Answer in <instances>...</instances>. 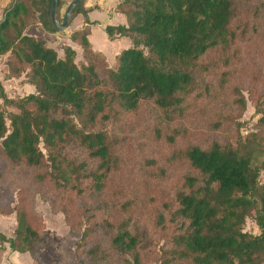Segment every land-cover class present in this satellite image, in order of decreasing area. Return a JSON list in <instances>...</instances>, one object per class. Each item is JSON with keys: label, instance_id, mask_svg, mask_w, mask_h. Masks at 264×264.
I'll use <instances>...</instances> for the list:
<instances>
[{"label": "trees", "instance_id": "1", "mask_svg": "<svg viewBox=\"0 0 264 264\" xmlns=\"http://www.w3.org/2000/svg\"><path fill=\"white\" fill-rule=\"evenodd\" d=\"M84 2L71 17L85 16L71 34L81 63L71 46L60 57L24 33L33 24L58 31L52 0H14L0 23L5 78L35 87L10 97L0 82V214L16 215L13 236L0 239L48 264L40 259L48 234L35 210L40 194L82 233L75 246L82 263L264 264V0H122L116 10L127 25L106 32L133 46L116 67L91 47ZM244 91L261 114L245 136L237 121ZM222 97L228 107L207 123L214 135L190 140L181 126L153 129L169 152L165 166L147 161L143 190L130 188L124 141L106 124L145 105L164 124L179 122ZM248 220L257 232L246 229Z\"/></svg>", "mask_w": 264, "mask_h": 264}, {"label": "rangeland", "instance_id": "2", "mask_svg": "<svg viewBox=\"0 0 264 264\" xmlns=\"http://www.w3.org/2000/svg\"><path fill=\"white\" fill-rule=\"evenodd\" d=\"M110 58L108 60L109 62H112L114 59L110 60ZM76 61L78 63L83 61L82 52L80 50L78 52ZM118 63L119 56L117 57L115 66H117ZM18 81L11 80V85H8L7 87L9 90L7 94L9 96L22 97L30 94L32 90L33 92L35 91L34 85H23L21 81ZM243 93L247 101V106L237 121L241 124V134L245 136L256 130L261 114L256 112V106L250 99L248 92L244 91ZM229 101L230 98L222 97L221 100L217 101L216 103H209L207 101L200 102L195 106V109L191 112V115L188 119H183L179 122L168 124H164L162 122L160 114L156 112L151 106L145 105L144 109L131 117H125L121 121H115L106 124L104 128L110 136H116L119 139L122 138L124 141L122 146L123 177L128 179L130 188H133L135 185H139L141 186L140 190H143L142 179L149 171V165L147 161L152 160L158 166H165V158L169 155V152L165 146H162L161 142L155 139L156 135L155 132H152L153 129L158 126H164L165 128L168 127L170 129L175 126H181L188 131L187 136L190 140L198 139L201 136L214 135L216 132L212 131L208 127L207 123L213 119L217 109H226L229 105ZM11 110L13 109L11 108ZM223 135L226 136L227 134ZM175 179V174L166 175L163 181L173 182ZM261 182L264 183V172L261 175ZM35 210L40 213L44 220V225L48 233L47 236H49L52 232L55 238H60L58 245L52 247L53 254H56L61 259H63V264H68L67 261L69 260V257H71L70 249L74 250V247L72 248L71 245L76 240L81 239L82 233L70 232L66 225L65 215L61 212H54L49 201L42 198L40 194L35 196ZM13 215H11V221L8 220L5 224V230H11V233H13L16 227ZM0 217L1 219H6L7 216L0 214ZM3 222L4 220H1V224ZM246 229L252 232L258 231L256 224L252 220H248Z\"/></svg>", "mask_w": 264, "mask_h": 264}, {"label": "crops", "instance_id": "3", "mask_svg": "<svg viewBox=\"0 0 264 264\" xmlns=\"http://www.w3.org/2000/svg\"><path fill=\"white\" fill-rule=\"evenodd\" d=\"M61 1L62 6L60 7L58 15L59 18L63 21L65 10L72 0ZM121 1L122 0H85L84 2V9L88 10V18L91 22L90 34L88 36L91 47L95 51L100 52L107 59L109 65L112 67H116L115 65L117 62V57L120 55V53L123 50L129 49L133 46V42L131 39L127 37H116L114 39H110L106 32L107 26L127 25L126 16L122 13L117 12L116 10L117 5ZM13 2L14 0H0V23L5 19L7 12L11 9L13 5ZM84 26L85 16L81 13L78 14L74 19H71L68 28L64 31L48 32L44 29L41 24H33L28 26L25 29L24 33L29 36H34L39 40L46 41L49 47H52L57 50L60 57L64 56L63 46L65 45H69L74 48L77 51V55L79 50L82 52L83 55L82 48L77 43L71 40V34L74 31L83 28ZM6 58V56L0 55V82L5 88L6 92H9L7 87L8 85H11V79L5 78V74L7 72L5 64ZM109 58L110 60H114L112 62H109ZM12 80H20L23 85L29 86L30 84L28 82H25L24 77L14 78ZM34 92L32 90L31 93ZM13 218L14 223L16 224V215H13ZM1 220H4L2 224ZM8 220L11 221V215H8L6 219H1L0 217V233L6 238H11L13 236L14 231L13 233H11V230H5V224ZM46 241L47 246L42 252L40 259L42 258L41 260L48 264H63V259H61L56 254L54 255L52 252V247L58 245V243L60 242V238H55L53 233L51 232L50 235L46 237ZM78 242L79 240H76L71 245L72 248L74 247V250L70 249L71 257H69V260L67 261L68 264H90L82 263L77 260L75 246ZM0 264H38V261L37 259L31 257L28 253H20L13 251L8 242L2 241L0 239Z\"/></svg>", "mask_w": 264, "mask_h": 264}, {"label": "water", "instance_id": "4", "mask_svg": "<svg viewBox=\"0 0 264 264\" xmlns=\"http://www.w3.org/2000/svg\"><path fill=\"white\" fill-rule=\"evenodd\" d=\"M82 1L84 0H72L65 10L62 21L58 15L59 0H52L51 18L58 31H64L68 28L75 7Z\"/></svg>", "mask_w": 264, "mask_h": 264}]
</instances>
